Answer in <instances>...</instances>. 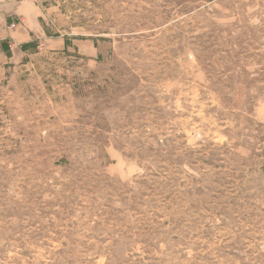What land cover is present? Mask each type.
Masks as SVG:
<instances>
[{"label":"rangeland","instance_id":"obj_1","mask_svg":"<svg viewBox=\"0 0 264 264\" xmlns=\"http://www.w3.org/2000/svg\"><path fill=\"white\" fill-rule=\"evenodd\" d=\"M37 14L65 46L0 65V264H264V0Z\"/></svg>","mask_w":264,"mask_h":264},{"label":"crops","instance_id":"obj_2","mask_svg":"<svg viewBox=\"0 0 264 264\" xmlns=\"http://www.w3.org/2000/svg\"><path fill=\"white\" fill-rule=\"evenodd\" d=\"M38 7L39 0H0V39L1 43H9L12 51V56L8 57L0 47V65L14 63L23 51L21 45L33 39L56 44L58 49L64 48V40L48 39L38 18ZM12 24L16 25L15 28H10Z\"/></svg>","mask_w":264,"mask_h":264},{"label":"trees","instance_id":"obj_3","mask_svg":"<svg viewBox=\"0 0 264 264\" xmlns=\"http://www.w3.org/2000/svg\"><path fill=\"white\" fill-rule=\"evenodd\" d=\"M35 42H36V39H33V40L29 41V42L23 43V44L21 45L20 48H21L23 51H27V50H29V49L34 48V47L37 46V45L35 44ZM66 45H67V41H66ZM1 50H2V51H3L8 57H11V56H12V51H11V47H10L9 43H7V42H3L2 45H1Z\"/></svg>","mask_w":264,"mask_h":264},{"label":"built area","instance_id":"obj_4","mask_svg":"<svg viewBox=\"0 0 264 264\" xmlns=\"http://www.w3.org/2000/svg\"><path fill=\"white\" fill-rule=\"evenodd\" d=\"M15 24H12V25H10V28H15ZM1 45H2V43H1V39H0V47H1Z\"/></svg>","mask_w":264,"mask_h":264}]
</instances>
